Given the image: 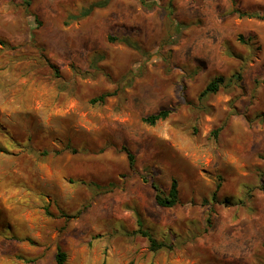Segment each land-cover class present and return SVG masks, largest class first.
Wrapping results in <instances>:
<instances>
[{"label":"rangeland","instance_id":"1","mask_svg":"<svg viewBox=\"0 0 264 264\" xmlns=\"http://www.w3.org/2000/svg\"><path fill=\"white\" fill-rule=\"evenodd\" d=\"M96 1L0 0V264H262L264 0Z\"/></svg>","mask_w":264,"mask_h":264},{"label":"trees","instance_id":"2","mask_svg":"<svg viewBox=\"0 0 264 264\" xmlns=\"http://www.w3.org/2000/svg\"><path fill=\"white\" fill-rule=\"evenodd\" d=\"M23 4L26 11H30V5L31 0H23ZM107 4V0H100L93 3H90L87 8H85L83 11L80 12L81 16L87 15L90 13L95 7L97 6H105ZM260 18H264V16H261ZM112 39V38H111ZM121 42L128 45L129 47L135 48V42L131 41L128 38H122ZM221 77L214 78L210 80L204 88L200 91V96H203L209 92H215L218 89V86L221 82ZM264 82V79H263ZM109 93H103L100 94L98 97L93 98L91 102H104L105 98L109 96ZM169 115L168 109H161L155 113H152L146 117H143L142 120L149 124H154L158 120H163L167 118ZM124 150L127 155L128 164L130 167H133L134 165V155L132 152L124 147ZM110 186L113 184L110 183ZM151 186L154 188L155 191V202L160 207H172L174 206L179 199V188H178V180L175 177H172L168 186L167 191L162 190L158 185H156L154 182L151 183ZM48 213V211H46ZM144 236L147 237L149 241V246L152 250H156L158 248H161L164 246L163 243H159L156 241V239L148 232V231H141ZM54 264H67V254L66 252L60 247H56V251L54 253ZM264 264V261L263 263Z\"/></svg>","mask_w":264,"mask_h":264}]
</instances>
